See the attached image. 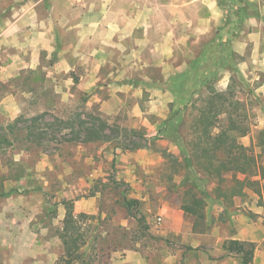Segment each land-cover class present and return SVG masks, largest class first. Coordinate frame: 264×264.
<instances>
[{
	"label": "rangeland",
	"instance_id": "374dc122",
	"mask_svg": "<svg viewBox=\"0 0 264 264\" xmlns=\"http://www.w3.org/2000/svg\"><path fill=\"white\" fill-rule=\"evenodd\" d=\"M98 33L107 39L82 41ZM95 56L106 57L101 88L81 90ZM187 71L198 105L200 85L242 102L251 130L239 142L260 155L258 183L226 208L180 164L197 110L160 131L179 107L171 79ZM81 121L114 140L67 141ZM263 129L264 0H0V134L11 141L0 151V264H58L67 208L95 264H241L220 258L228 239L254 242L264 264ZM194 197L204 219L183 209Z\"/></svg>",
	"mask_w": 264,
	"mask_h": 264
},
{
	"label": "trees",
	"instance_id": "16d2710c",
	"mask_svg": "<svg viewBox=\"0 0 264 264\" xmlns=\"http://www.w3.org/2000/svg\"><path fill=\"white\" fill-rule=\"evenodd\" d=\"M189 73V71L180 73L171 79L179 107L170 119L163 123L160 131H170L171 123L179 128L190 105L197 110V114L192 118L191 135L189 133L190 137L186 136L184 145H181L183 158L180 164L189 171L188 181L194 182L201 194L213 203L226 208L228 203H232L234 197L245 194V188L255 187L258 183L254 178L259 176L260 155L256 154L253 148L239 142V139L246 137L251 130L242 102L231 90L218 92L209 87L207 91H203L200 85V87H194L195 92H199L198 98L201 102L198 105L197 100L192 101ZM182 96H185V99H182ZM83 124L81 121V124L76 127L74 123H69L67 128L72 129V132L65 137L67 141L86 144L114 140L113 137L104 133V129L96 126L95 128L84 127ZM132 132L134 136L138 134L135 131ZM32 136L41 139L44 134H36V131L31 128L29 137ZM173 136L177 138L175 132ZM257 139V146L264 150V129L259 132ZM3 145H11L6 134H0V151ZM229 174L241 175L243 179L236 178V184H229L227 182ZM209 183L214 184L211 192L205 189ZM204 202V199L194 197L192 204H185L183 209L188 214L204 219L205 215L200 212ZM126 207L133 217L140 214L137 200H126ZM137 218L139 223H145L142 215ZM85 226L75 218L73 209L67 208L60 235L64 246L63 254L58 264H95V256L89 251L90 242ZM255 250L254 242L228 239L223 243L220 258H236L241 264H253Z\"/></svg>",
	"mask_w": 264,
	"mask_h": 264
},
{
	"label": "crops",
	"instance_id": "0c3cea01",
	"mask_svg": "<svg viewBox=\"0 0 264 264\" xmlns=\"http://www.w3.org/2000/svg\"><path fill=\"white\" fill-rule=\"evenodd\" d=\"M96 33V31H95ZM115 33L114 30H109L107 32V34L109 35V37L111 38V36H113ZM85 39L87 40V42H98L100 40H106V36H104V34H100L98 33L97 35H92L91 37L88 36V37H85V38H82V41H85ZM95 51V50H94ZM96 54V52H95ZM83 56V53H77L75 54V56ZM85 57H87L85 55ZM106 62V57H101V58H98L97 56L94 57L93 59V65L95 68H97L96 72H91L89 74H87L86 76H81L80 77V81L77 82L75 85L77 86V88H80L81 90H84V91H87L89 89H100L101 87H99L98 83H99V80H100V76H99V71H100V68L104 65V63ZM66 63L69 65V63L66 61ZM95 64H97V66H95ZM72 67L70 66L69 67V70L71 69ZM127 85V84H125ZM125 85H123L125 87ZM96 95V94H95ZM97 96V95H96ZM106 100H104L103 98H98L94 101L93 104L95 105H99L102 107L106 106Z\"/></svg>",
	"mask_w": 264,
	"mask_h": 264
}]
</instances>
